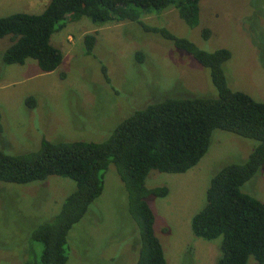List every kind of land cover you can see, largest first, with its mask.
Here are the masks:
<instances>
[{
	"label": "rangeland",
	"instance_id": "1",
	"mask_svg": "<svg viewBox=\"0 0 264 264\" xmlns=\"http://www.w3.org/2000/svg\"><path fill=\"white\" fill-rule=\"evenodd\" d=\"M49 1L0 0V18L20 12L39 14ZM157 14L140 19L206 52L228 49L231 58L223 66L228 87L264 103V0H201L194 28L173 7ZM204 28L211 31L208 40L202 38ZM86 35L96 38L90 55L84 53ZM50 41L62 51L63 61L55 71L40 75L39 69L29 66L3 64L2 52L10 38L0 39V150L7 154L35 151L42 139L102 142L147 103L169 97H217L206 68L137 23L96 25L82 17L66 22ZM137 52L144 54L142 63L136 60ZM30 96L35 99L33 109L25 103ZM256 145L254 140L216 130L207 153L187 172L148 174L147 188L168 190L165 197L147 198L167 264H216L220 238L195 237L191 219L205 204L211 178L225 166L245 162ZM74 189L73 181L57 176L24 185L0 182V264L39 259L42 246L31 241L30 234L58 213ZM241 191L264 203V164ZM69 237L68 264H136L138 230L112 163L104 174L101 196ZM247 264L258 263L249 257Z\"/></svg>",
	"mask_w": 264,
	"mask_h": 264
},
{
	"label": "trees",
	"instance_id": "2",
	"mask_svg": "<svg viewBox=\"0 0 264 264\" xmlns=\"http://www.w3.org/2000/svg\"><path fill=\"white\" fill-rule=\"evenodd\" d=\"M200 1L50 0L39 14L20 12L0 18V39L10 38L1 56L5 65H22L32 59L42 73H51L61 65L63 53L50 39L66 22L82 17L96 25L128 21L191 55L209 71L217 93L214 98L169 97L147 103L119 123L102 142L42 139L32 152L11 155L0 150L1 183L24 185L57 176L75 184L58 213L30 234L31 241L42 246L39 259H25L22 264H68L69 233L101 196L110 163L124 185L128 212L138 230L136 264H167L147 198L165 197L168 190L147 188L146 178L151 171L182 174L196 166L207 153L216 130L254 140L257 145L245 162L225 166L211 178L205 204L191 219V231L204 240L220 238L216 264H247L249 257L264 264V203L241 191L264 164V103L228 87L223 69L231 58L228 49L206 52L190 40L164 27H150L140 19L173 7L179 18L194 28L199 23ZM201 35L208 40L211 31L204 28ZM95 41L94 35L84 37L86 55L92 53ZM135 56L138 63L143 62V53ZM102 71L109 82L104 67ZM25 103L32 109L36 106L31 96Z\"/></svg>",
	"mask_w": 264,
	"mask_h": 264
},
{
	"label": "crops",
	"instance_id": "3",
	"mask_svg": "<svg viewBox=\"0 0 264 264\" xmlns=\"http://www.w3.org/2000/svg\"><path fill=\"white\" fill-rule=\"evenodd\" d=\"M42 11H43V10H42ZM2 53H3V52H2ZM30 60H32V59H27V60L25 61L24 64L19 65V66H20V67L29 66L31 69H36V71H37V70L39 69V67H38L36 61L32 60L31 62H32L33 64H30V63H28ZM8 66H9V65H8ZM10 66H12V65H10ZM39 71H40V69H39ZM17 72H18V71H17ZM39 74H40V75H43V74H48V73H42V72L40 71ZM44 76H45V75H44ZM13 83H15V82H13Z\"/></svg>",
	"mask_w": 264,
	"mask_h": 264
}]
</instances>
